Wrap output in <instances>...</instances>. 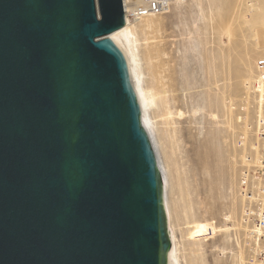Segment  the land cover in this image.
I'll return each mask as SVG.
<instances>
[{
	"label": "water",
	"instance_id": "1",
	"mask_svg": "<svg viewBox=\"0 0 264 264\" xmlns=\"http://www.w3.org/2000/svg\"><path fill=\"white\" fill-rule=\"evenodd\" d=\"M122 0H0V264H181Z\"/></svg>",
	"mask_w": 264,
	"mask_h": 264
},
{
	"label": "rangeland",
	"instance_id": "2",
	"mask_svg": "<svg viewBox=\"0 0 264 264\" xmlns=\"http://www.w3.org/2000/svg\"><path fill=\"white\" fill-rule=\"evenodd\" d=\"M132 29L181 264H247L238 172L259 115L246 84L264 59V0H188Z\"/></svg>",
	"mask_w": 264,
	"mask_h": 264
},
{
	"label": "built area",
	"instance_id": "3",
	"mask_svg": "<svg viewBox=\"0 0 264 264\" xmlns=\"http://www.w3.org/2000/svg\"><path fill=\"white\" fill-rule=\"evenodd\" d=\"M186 1L122 0V3L125 20L138 21L148 16L164 15L174 4ZM246 91L252 99L260 94L264 96V59L255 63L254 78L246 84ZM248 129L259 155L255 161L252 154L245 153V167L238 172V196L242 222L249 227L247 237L251 251L248 264H264V113L256 116Z\"/></svg>",
	"mask_w": 264,
	"mask_h": 264
},
{
	"label": "bare ground",
	"instance_id": "4",
	"mask_svg": "<svg viewBox=\"0 0 264 264\" xmlns=\"http://www.w3.org/2000/svg\"><path fill=\"white\" fill-rule=\"evenodd\" d=\"M180 4H183V3H176L174 5L178 6ZM154 17H159V16H148V17H145L142 19L143 20L146 19L148 22V20H151ZM142 19H140V20H142ZM140 20H138V21H140ZM134 22H137V21L130 20V19L126 18L125 26L122 29L118 30L117 32L112 33L109 36V39L118 47V49L120 50V52L124 56V59L126 60L127 67H128L129 74H130V78H131L132 85H133V89H134L135 96L137 99V103H138L139 108H140V113H141V118H142V122L144 125V129H145V131H146V133L150 139L152 149H153L155 156H156L158 169H159L160 174H161L162 185H163V198H164L166 210H167L169 221H170L171 220L170 218L172 217L171 216L172 211L170 213V209H169L170 206H168V203L166 200L167 180H166V174L164 171L165 167L163 168L159 162L158 151L156 149L157 145H156V141H154L155 140L154 139L155 134L153 131L154 123H152V120L150 119V115L148 114V111L150 110V108L154 106L155 98L157 97V95L153 94L151 91H147L142 86L144 77H143V73H142L141 68H140L141 65H140V60L138 58V53H137L138 52L137 46H136L137 41L135 40V38L133 36L134 30L132 29V23H134ZM165 93L166 92L164 91L163 94H165ZM162 100H164L163 97H162ZM256 100L255 101H256V104L258 106V114L260 116H262L263 115L262 109L264 106L263 94H260L256 98ZM170 109L171 108L168 106L167 102L164 100V110H165L164 116L166 117V119H169L172 116V112L170 111ZM251 151H252L251 154H252L254 160L256 161L259 154H258L257 149L254 147V145L251 146ZM243 161H245V158L243 159ZM247 239H248V237H247ZM197 246L199 248V244H197ZM242 264H244V262H242ZM247 264H248V262H247Z\"/></svg>",
	"mask_w": 264,
	"mask_h": 264
}]
</instances>
